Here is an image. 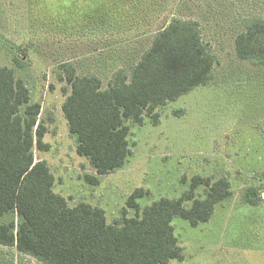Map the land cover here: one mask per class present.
Masks as SVG:
<instances>
[{
  "label": "rangeland",
  "instance_id": "1",
  "mask_svg": "<svg viewBox=\"0 0 264 264\" xmlns=\"http://www.w3.org/2000/svg\"><path fill=\"white\" fill-rule=\"evenodd\" d=\"M113 5L119 21L111 14L114 22L102 28L98 20L109 14L95 0H0V61L15 69L33 101L42 105L49 150L35 153L37 160L49 163L55 192L71 207L87 203L103 209L112 224L136 189L150 192L138 200L146 207L162 198H181L195 176L212 181L227 177L233 196L216 205L210 221L193 227L174 218L185 259L167 264H264V67L240 60L235 47L246 22L264 18V0H128ZM173 18L200 23L203 41L217 59L214 78L160 107L159 125L148 117L143 126L133 125V155L123 168L92 185L86 176L96 172L77 154V140L62 110L64 88L69 87L60 65L72 61L81 75L99 72L107 81L116 66L132 57L137 61ZM99 54L105 61L95 60ZM16 55L24 59L23 68L16 66ZM252 189L259 195H251V203L247 194ZM206 190L201 185L196 198H206ZM135 215L128 209L129 217ZM0 264L41 263L0 245Z\"/></svg>",
  "mask_w": 264,
  "mask_h": 264
},
{
  "label": "trees",
  "instance_id": "2",
  "mask_svg": "<svg viewBox=\"0 0 264 264\" xmlns=\"http://www.w3.org/2000/svg\"><path fill=\"white\" fill-rule=\"evenodd\" d=\"M120 2L128 4V0H95L109 14V19L101 16L98 20L104 24L102 28L114 22L111 14L119 21L113 3ZM114 33L119 29L115 27ZM235 47L240 60L264 67V18L248 20ZM14 58L16 66L23 68L24 59ZM105 59L103 54L95 58L99 62ZM216 64L215 55L203 41L200 23L182 18L162 26L139 59L132 57L116 66L107 81L99 72L81 75L72 61L62 63L61 79L70 88H64L62 110L70 134L77 140V154L88 159L96 172V176H86L87 181L97 185L101 176L123 168L133 155L132 126H143L147 117L154 126L159 125V108L207 86ZM42 111L24 79L0 61V245L16 248L41 264L183 261L174 218L197 227L212 219L217 204L233 196L227 177L212 181L195 176L181 198H162L146 207L138 200L150 192L136 189L122 216L112 224L99 207L87 203L71 207L67 198L55 192L56 178L49 163L36 158V149L49 150L45 142L49 129L40 119ZM201 185L207 188L204 199L196 198ZM253 194L259 195L250 190L247 200L251 203ZM128 209L136 215L129 217Z\"/></svg>",
  "mask_w": 264,
  "mask_h": 264
},
{
  "label": "crops",
  "instance_id": "3",
  "mask_svg": "<svg viewBox=\"0 0 264 264\" xmlns=\"http://www.w3.org/2000/svg\"><path fill=\"white\" fill-rule=\"evenodd\" d=\"M116 65V64H115ZM115 65L113 66V68L115 67ZM112 75V74H111ZM102 77H103V75H102ZM110 77V76H109ZM105 78V77H104Z\"/></svg>",
  "mask_w": 264,
  "mask_h": 264
}]
</instances>
